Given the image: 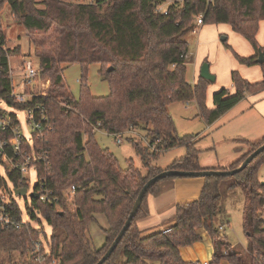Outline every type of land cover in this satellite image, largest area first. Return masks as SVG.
Segmentation results:
<instances>
[{
    "label": "trees",
    "instance_id": "trees-1",
    "mask_svg": "<svg viewBox=\"0 0 264 264\" xmlns=\"http://www.w3.org/2000/svg\"><path fill=\"white\" fill-rule=\"evenodd\" d=\"M6 2L28 31L30 44L38 50V76L50 79L51 86L47 95H35L24 103L16 100L10 58L23 51L20 45L7 46L8 38L0 24V101L17 109L30 104L47 108L49 127L42 139L36 140L47 157L38 170L52 190L51 196L59 201L52 205L33 196L27 205L29 218L21 222L23 210L15 197H10L8 213L15 224H0V251L9 253L10 261L20 256L22 264H51L55 259L53 264H96L125 224L149 178L165 169H204L192 137L177 134L169 105L195 100L202 115L213 123L248 93L264 89V62L260 63L263 79L258 82L234 71L236 90L216 91L212 108L206 104L209 80L201 78L194 85L186 80L187 35L196 27L200 14L205 23H228L246 37L256 55L238 58L248 65L259 63L264 47L257 33L264 19V0H176L168 4L167 13L158 10L165 0H1L0 9ZM73 64L80 65L82 73L78 98L63 78L65 69ZM92 64L100 66L99 73L109 83L106 96L91 92L88 73ZM139 128L147 129L150 137L147 145L132 139L147 167L146 174L133 159L123 168L116 155L96 139L98 129L118 134ZM262 143L264 138L250 142L251 150L230 167H237ZM153 144L156 150L151 149ZM178 145L187 146L184 156L167 167L154 165L163 151ZM262 163L264 151L241 172L207 176L198 199L176 206L165 233L161 229L142 230L138 225V220L148 214L149 195L160 193V183L176 176L159 180L148 190L117 248L102 264H197L184 260L180 248L202 240L200 227L206 228L214 245L210 264H220L224 259L231 264H264V184L259 178ZM8 178L14 186L20 185L19 171L8 169ZM230 178L227 187L241 186L245 193L242 225L246 247L232 243L219 224L220 190ZM2 184L0 177V189ZM72 185L76 187L74 209L63 196ZM98 214L105 215L109 227L104 244L96 248L87 231ZM41 218L53 227L49 240L38 228ZM47 241L51 249L48 253ZM38 254L41 257L36 259Z\"/></svg>",
    "mask_w": 264,
    "mask_h": 264
},
{
    "label": "rangeland",
    "instance_id": "rangeland-1",
    "mask_svg": "<svg viewBox=\"0 0 264 264\" xmlns=\"http://www.w3.org/2000/svg\"><path fill=\"white\" fill-rule=\"evenodd\" d=\"M68 1L81 3L92 2L94 0ZM0 22L4 29L5 35L8 38L7 46L15 48L20 45L23 51L20 56H12L11 58V66L13 67V71H11L12 79L15 85V91L19 93L23 90V86L22 84H20L23 75V66L25 63L32 61V63L34 62V66L38 67L39 59L36 56L38 50L34 45L32 46L30 44L29 38L27 36L28 31L15 19L8 2L4 3L2 8L0 9ZM225 24L226 23H206L207 29L203 31L204 33L201 34L199 38L198 35L195 34H192L189 37L190 45L194 50H196V53H199V56H204L209 61L212 60L214 62V66H218L219 69H222L226 66V58L221 50V45L223 47H226L225 44L221 41V36L226 33L221 32L219 35L213 32L211 29L217 26H221L220 28H222L227 25ZM214 36L216 38V41L220 43V47L217 42H213ZM39 40L40 38H38V41ZM99 68L100 66L98 64L91 65L88 73V82L90 84L91 92L94 95L106 96L110 93V86L107 80H105L104 77L99 73ZM81 74V67L78 64L68 66L63 73L64 82L69 88V91L76 98H78L80 95L82 77ZM186 79H193L192 66L186 70ZM37 80L38 81L36 82L35 86L38 89L41 88V83H43L44 80L47 79H42L38 76ZM190 84L194 85V83ZM208 86L206 104L209 108H212L208 104ZM49 92L50 89L48 90V93ZM252 94H254V96H258L256 101H260V99L264 98V89L260 92ZM246 97L247 95L245 96V98ZM184 103L185 101H174L168 107L171 115L175 120L177 134L182 137L187 135L191 136V142H193L196 148L200 150L199 155H202V157L204 158L218 160L229 157L235 154L236 138H251L250 136L253 134V132L261 131L260 129L255 128L257 126H260V124L262 125L260 119L262 115L264 116V114L257 106H255L254 109H246L244 110V112L242 111L244 108L239 109L237 111L238 117L234 121L231 119L230 114H226L224 116L222 115L211 124L202 115L198 104L197 108L193 109V105H196L195 100H192V104L189 107H187ZM7 109L8 111H17L19 113L23 131H25L26 135H31V130L26 120V114L21 110H16L9 106L7 107ZM253 125L255 128L251 127ZM119 136L123 138L122 142H118L117 137ZM224 136L226 138H224ZM193 138L197 140L196 143L193 141ZM96 139L101 147L109 149L116 155L123 168H127L129 166L128 161L130 159H133L134 164L139 168V170L144 174L147 173V167L145 166V163L141 156L137 153L132 141V139H135L137 141H142L147 145L150 140L147 129H131L119 134H112L105 130L98 129L96 130ZM187 151L188 148L186 145H178L172 147L163 151L160 156L153 161V163L154 165L165 167L172 163L176 158L181 157ZM35 178L36 173L35 171H32L30 189H33L34 187ZM231 178L233 179V177ZM231 178L226 180L221 187L220 191L222 195L219 200V207L221 210H223L226 206L225 208H227V210L229 211V215H227V217H229V222L226 221L225 226V231L228 234V239L234 244L246 247L247 237L242 225V207L245 199V193L241 186H236L234 188L227 187L228 182L232 181ZM259 178L261 183L264 184V163H262V165L260 166ZM9 186L13 188V184L11 182H9ZM17 198L21 207L25 210L26 196H17ZM27 201L31 202V200ZM74 207L75 206H72V209H74ZM23 213L25 216V212ZM223 213L225 214L226 211L223 210ZM41 220L42 222L38 226V228L47 233L46 240H49L50 235L53 231V227L48 224V222L44 218H41ZM108 227L109 225L105 215L98 214V220L92 223L89 227V230L87 231L88 235L91 237L93 247L99 248L104 244L106 239L105 229ZM48 242L49 241H47L45 244V252L47 253L51 250ZM37 256L39 258L41 257L39 254ZM9 257V253L0 251V264H22L20 256L19 258L17 256H13L14 260L11 261ZM55 262L56 259L51 264Z\"/></svg>",
    "mask_w": 264,
    "mask_h": 264
},
{
    "label": "crops",
    "instance_id": "crops-1",
    "mask_svg": "<svg viewBox=\"0 0 264 264\" xmlns=\"http://www.w3.org/2000/svg\"><path fill=\"white\" fill-rule=\"evenodd\" d=\"M227 24V25H226ZM224 27L217 26L212 28L211 30L220 35L221 32H225L226 34L221 36V41L225 44L226 47L221 45L222 53L226 58V66L222 69H219L218 66H214V62L212 60H208L204 56H199V53H196L189 41V37L192 34L201 36L204 30L207 29L206 23L202 25H196V27L190 31L187 35V39L189 42L188 52H187V69L192 66L193 70V79L188 80L189 83L196 84L201 78V70L204 63H208L210 67L211 73L215 76V80H209L208 86V104L210 107L214 106L213 95L216 91L227 88L231 92L236 90L235 85L233 83L232 75L234 71L239 72L245 79L251 82H258L263 79V71L260 63L248 65L242 63L239 56L242 57H251L256 55V49L251 44V42L244 37L242 34L233 30L232 26L226 23ZM257 40L259 44L264 47V19L260 22ZM213 42H217L214 36ZM220 47V43L217 42ZM196 53V58H195ZM208 57V56H207ZM259 57V56H258ZM12 58V57H11ZM11 58H10V68L13 71V67L11 66ZM215 83V84H214ZM262 95V94H261ZM258 96H254L252 93H248L247 97L243 98L240 102H238L234 107L229 109L227 112L223 114H230L231 119L234 121L237 117V111L239 109H254L255 106L259 107L260 111L264 114V98L260 99V101H256ZM248 103H247V102ZM196 102V101H195ZM187 107L191 106L192 100L188 103L185 101L184 103ZM197 108L196 105H193V109ZM169 110V108H168ZM170 112V110H169ZM171 113V112H170ZM221 117V116H220ZM260 121L262 125L257 126L255 129H260L259 132H253L250 136L251 138H236L235 139V154L223 158V159H208L199 155V160L201 166L205 169H228L230 166L237 161L245 152L251 149L250 142H258L264 138V116L262 115ZM212 124V123H211ZM224 138H226L224 136ZM193 141L196 143L197 140L193 138ZM250 141V142H248ZM196 148V146H195ZM197 149V148H196ZM198 150V149H197ZM250 151V150H249ZM200 150H198V153ZM187 153V152H186ZM185 153V154H186ZM183 154L182 156H184ZM181 156V157H182ZM168 166V165H167ZM165 166V167H167ZM164 167V166H163ZM206 183V177L203 176H180V177H172L168 179H164L160 183V193L158 194H150L148 197V214L143 216L138 220V225L142 230H153V229H165L168 228V224H166L167 220L170 219L171 216L175 213L176 206L179 203L190 202L198 199L203 191L204 185ZM245 203V199H244ZM244 203L242 207V211L244 208ZM224 207V206H223ZM226 207V206H225ZM223 210L226 213H222L219 216L220 220V228L223 227L225 231L226 221L229 222V211L227 208ZM202 235V240L195 242L189 246H183L180 248L181 255L186 261H208L210 262L214 255V245L209 235L208 231L205 227H200L198 230ZM220 264H231L228 260L224 259L220 262Z\"/></svg>",
    "mask_w": 264,
    "mask_h": 264
},
{
    "label": "built area",
    "instance_id": "built-area-1",
    "mask_svg": "<svg viewBox=\"0 0 264 264\" xmlns=\"http://www.w3.org/2000/svg\"><path fill=\"white\" fill-rule=\"evenodd\" d=\"M176 0H165L164 3L158 7L159 11L167 13V6ZM204 16L200 14L197 17L196 25L204 24ZM38 67L34 66V62L29 61L23 66V75L20 84L23 86L22 92L17 93L15 91V85L13 82L14 90L13 95L18 102L24 103L33 99L35 95H47L51 86V80L47 79L41 83V88L35 86L38 81ZM189 101H187L188 103ZM8 104L5 101H0V177L3 184L0 189V224L4 226L14 225L15 221L11 219L8 213V201L10 197H15L18 201L17 193L15 189L27 188L26 207L25 210L21 207L23 213L22 221L24 222L29 218L27 212V205H30L32 196L30 193H39V199L43 202H48L52 205L58 203L59 199L56 196H51L52 190L45 185L44 178L39 175L38 165L41 161L46 160V153L42 146L37 147L36 140L42 139L46 129L49 127V117L47 114V108L42 104H30L21 110L26 114L27 124L30 127L31 135H26L22 129L21 120L17 111H8ZM12 113V115H11ZM122 133V132H121ZM119 134V133H118ZM118 142H122L121 136L117 137ZM152 150H156L155 144L151 146ZM8 169L17 170L20 173V185L9 186L11 182L8 178ZM35 171L36 178L33 189L31 186V172ZM12 183V182H11ZM39 185V189H36ZM76 187L72 185L63 192V196L66 198L68 205L73 206ZM25 197V196H22ZM19 202V201H18ZM20 204V203H19ZM21 206V205H20ZM19 227V224H16ZM221 228H223L221 226ZM170 228L163 229V232H167ZM36 259H39L37 256ZM55 261V260H54ZM197 264H210L208 261H195Z\"/></svg>",
    "mask_w": 264,
    "mask_h": 264
},
{
    "label": "water",
    "instance_id": "water-1",
    "mask_svg": "<svg viewBox=\"0 0 264 264\" xmlns=\"http://www.w3.org/2000/svg\"><path fill=\"white\" fill-rule=\"evenodd\" d=\"M1 24V22H0ZM258 62L262 63L264 62V52L260 51L259 52V57H258ZM201 76L207 80H215V76L211 73L209 64L206 62L202 66L201 70ZM264 151V143H262L260 146H258L256 149H254L246 158L243 162H241L237 167L235 168H230V169H201V170H183V169H165L161 171L160 173L156 174L155 176L151 177L148 179V181L144 184V186L141 188L135 203L132 207V210L119 231L118 235L115 237L114 241L108 248V250L105 252V254L101 257V259L96 263V264H102L104 263L114 252V250L117 248L119 242L121 241L122 237L130 227L133 218L137 214L143 199L145 195L147 194L148 190L153 186L156 182L159 180L169 177V176H211V175H216V176H229V175H234L238 172H241L244 170L248 164L261 152ZM15 193H17L20 196H27V188H21V189H15ZM30 196H35L39 197V193L37 192H32L30 193Z\"/></svg>",
    "mask_w": 264,
    "mask_h": 264
}]
</instances>
